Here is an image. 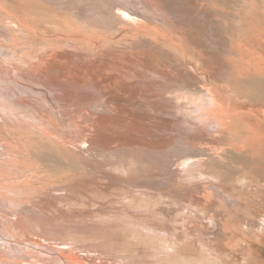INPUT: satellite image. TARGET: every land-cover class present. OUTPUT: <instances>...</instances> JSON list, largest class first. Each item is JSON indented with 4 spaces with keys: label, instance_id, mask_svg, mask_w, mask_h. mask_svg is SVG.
<instances>
[{
    "label": "rangeland",
    "instance_id": "1",
    "mask_svg": "<svg viewBox=\"0 0 264 264\" xmlns=\"http://www.w3.org/2000/svg\"><path fill=\"white\" fill-rule=\"evenodd\" d=\"M0 4L3 6L2 9H5L0 13V70L2 69L4 73L8 71L10 74L16 72V81L26 86L27 82L33 83L35 75L47 71L49 81L52 85L55 84L53 92L57 100L54 102L56 104L50 108L46 97L42 95L23 96L22 99L24 97L27 99L24 104L26 108H20L19 114L17 111L21 106L17 105L19 106L17 108L16 105L0 101V106L5 109V114L0 113L1 148L6 144L13 148H38L37 134L59 139L45 125L55 126L54 128L58 131L75 129L76 136L73 139L87 146L86 140L90 138L89 135L92 132L90 125L98 113L102 111L115 113L126 122L131 118V115H127L128 113L142 115V120L145 119L144 122L149 130L152 132L161 130L164 134L167 132L165 138L168 141L160 146L158 144L152 147L153 144L149 146L150 140L148 143L139 140L141 145L135 146L140 149L142 144H146L153 151L172 147L180 153L176 163L161 168L158 166L156 169L150 168L148 163L144 165L143 162V166L147 168L144 172L158 179L157 184H162L161 187L164 188L148 191L155 196L159 194L158 197H153L154 200L156 198L155 201L147 200L150 203L149 206L151 209L158 206V208H166L167 213L164 211V218L160 221L164 226L167 225L166 227L174 226L175 228L169 231V234L173 232L170 238L169 236L157 238L155 235L149 236L152 232L146 233V229L137 227L139 229L137 233L128 234L127 241L131 243L128 242L131 248L136 250L137 247L142 246L144 249L146 245L153 247H150V250H154L157 247L159 251H163L160 255L170 253L173 258L184 257L183 259L191 264H196V261L197 264H208L210 260H215L217 264H248L251 250L247 243L252 248L264 250V219L261 220L264 218V201H262L264 196L252 195L256 191L255 187L245 189V186L241 188L239 186L228 192L225 191L226 185L219 186L220 178L213 179L214 171L209 166H216L215 164L222 160L217 155L224 157V154H226L225 161L232 162L230 164L235 166L238 162L236 153L229 149L246 148L238 143L239 139H244L246 136L257 138L264 133V127L253 125L256 113L249 111L252 108L249 103L259 102L262 104L258 106L261 115L264 113V0H1ZM3 30H7L9 34ZM9 42H14L17 51L13 50ZM25 54L26 57H24ZM46 65H52L49 66L51 69H48ZM77 69L79 73L74 72ZM44 75L47 78L46 73ZM50 75L53 77L51 78ZM53 78L56 79L52 80ZM59 94L72 100L69 99V101L65 97L63 99V96L60 97ZM49 96H52L51 93ZM42 97L43 99H40ZM58 100L62 101L61 104ZM236 100L248 103L245 105L246 109L236 108L239 105ZM29 105L34 106L35 109L32 111L33 107L30 108ZM8 106L14 108L16 113L7 111ZM70 106L72 107L69 108ZM91 106L96 107L91 108ZM46 107L49 112L44 110ZM98 107L102 109L99 110ZM39 108L45 115L41 116V112L40 115L38 114ZM254 108L257 107L252 109ZM15 114L18 115L17 118L14 117ZM19 115L22 116L21 119ZM34 115L36 117L39 115L38 122H28L27 118ZM173 115L181 117L180 121L166 122ZM206 117L219 122H225L227 119L228 121L237 120L231 125V127L234 126L233 129L228 127L226 128L228 131L225 130L224 134L221 133L218 136L215 135L216 131L209 130L204 124ZM42 127L44 132L41 130ZM234 132H237L239 137ZM170 139L174 140L173 144ZM113 143L110 144L111 147H121L119 142ZM260 147L264 148V146H254V148ZM47 148H55V146L49 144ZM189 155L195 159L201 158L200 161L203 159L201 162L206 164L205 166L208 165V168H202L201 172L195 171L200 175L195 176L196 178L186 181L185 177L184 180L181 177V181L178 176L183 168H180L178 163L187 158L191 159ZM96 166L100 168L95 167L93 171L89 170L88 175L89 177L93 176L90 173L96 175V178L93 177L96 184L99 182L102 187L100 189L107 191V195L102 194L104 192L99 193L101 203H107L111 197L123 198L119 199L122 203L131 200L130 197L126 198L130 196V193L114 188L112 190V187L105 186V183L110 181L104 177L105 171L117 177L120 175L125 177L124 173L114 172L107 166ZM235 174L236 177L240 174L244 175L232 170L230 176L233 177ZM137 175L140 174L137 173ZM164 177L166 179H163ZM258 179L262 178L256 173L255 178L248 180V184L254 185ZM15 181L27 186L32 183L26 182L24 178H18ZM101 182L102 184L104 182L103 186L106 190ZM177 182H189L191 185L182 186L183 190L173 188L172 185H177ZM99 183L98 187H100ZM201 183H206L200 186L203 191L205 189L210 194L212 200L201 201L199 205L192 206L191 203L195 202L192 195H198L193 186ZM140 190L145 191L143 188ZM170 191L171 193L179 191L182 197L178 203L190 210H195L196 213L188 214L184 209H180L173 199L167 197ZM161 193L167 195L162 197ZM69 196L72 197H70L71 201L68 197L64 201L55 202L58 209L78 212L75 214L70 212L73 220L70 218L72 223H68L67 226H74L77 221L89 217L90 213L86 212L98 209V205L88 200L85 195L73 193ZM162 201L166 204L163 205ZM199 207L202 209L197 211ZM198 216H204V218ZM213 216L219 219L217 227L211 223ZM176 219L177 221L174 222ZM251 221L254 223L252 224ZM256 224L259 226L257 227ZM226 225L229 230L227 233L223 232ZM134 234L137 235L134 236ZM235 234L237 239L244 238L245 245L236 246L233 239ZM22 237L24 236H20ZM226 244L234 246L233 249H228ZM32 245L25 243L22 248L37 250L36 252L41 253L42 243L37 242L36 245ZM243 247L245 250L242 249ZM64 249H66L65 253L70 250L79 258L84 256L81 252L71 250L69 246ZM134 250L131 255L130 252L128 254L135 255L138 250L133 253ZM121 254L122 257L128 256V254ZM136 258L139 259V257ZM126 261V258L116 259L118 264H127ZM94 263L104 264L99 259Z\"/></svg>",
    "mask_w": 264,
    "mask_h": 264
},
{
    "label": "bare ground",
    "instance_id": "2",
    "mask_svg": "<svg viewBox=\"0 0 264 264\" xmlns=\"http://www.w3.org/2000/svg\"><path fill=\"white\" fill-rule=\"evenodd\" d=\"M0 2H1V0H0ZM2 8H3V6L0 4V13L2 12V10H5ZM0 22H1V20H0ZM11 23L12 22H10V24ZM0 27H1V25H0ZM4 28H6V27H4ZM6 31L7 30H5L4 32H6ZM19 31H20V29H19ZM7 34H9V32ZM15 34H14V36H15ZM11 38H12V36H11ZM11 38H9V40H11ZM7 41H8V38H7ZM9 43H11V42H9ZM11 46H12L13 50L17 51L16 45L14 44V42L11 43ZM11 51H12V49H11ZM24 57H26V54ZM51 61H52V59H51ZM51 61H49V62H51ZM91 63H93V62H91ZM21 66H22V64H21ZM49 66H52V65L47 66L48 69H51V67L49 68ZM40 69L42 70V68H40ZM48 69H46V70H48ZM1 70H0V101L2 103L4 102V103H6V104L8 103L10 105L11 104L16 105V107H17V105L21 106V107L18 106L19 108L17 107L18 108L17 113L19 112V110H21L20 108H26L24 106V104L26 103L27 99L25 97L22 99L23 96L37 97L39 95H42V96L46 97L47 102H49L48 107L51 108V106L53 104H56L54 102L57 100H55V98H54L55 93L53 92V88H55V86L53 87V85H55V84L52 85V82L49 81L50 79L48 78V75H47L48 72L47 71L46 72L44 71L47 75V78H45L46 77L44 75L45 73L37 74V76L35 75L33 78L35 80H39V81L36 82L35 80L32 79L33 83L27 82L28 85L26 86L24 83L20 82L23 84V85H20L19 82L16 81V79H17L16 72L12 71L13 74H10L8 71L4 73ZM19 70H20V68H19ZM20 72H22V71H20ZM74 72L79 73L78 69H77V71L74 70ZM37 73H38V71H37ZM93 73H94V71H93ZM20 75H21V73H20ZM50 77L52 78L53 75H50ZM55 79L56 78H53L52 80H55ZM29 80H30V77H29ZM38 82H40V84H36ZM192 84L194 85V83H192ZM57 92H58V89H57ZM50 93L52 96H49ZM59 96L62 97L63 95L59 94ZM50 97H51V99H50ZM64 97H65V95L63 96V99H64ZM40 99H43V97ZM66 99L69 100L71 98H69V99L66 98ZM58 102L60 103L62 101L58 100ZM66 102H68V101H66ZM42 103H43V101H42ZM236 103L239 104L238 106H236V108L241 107L242 109H244L245 105L248 104L244 101L238 102L237 100H236ZM65 105H67V104L65 103ZM65 105H63V106L65 107ZM113 105H115V104H113ZM151 105L152 104H150V106ZM249 105L252 108L257 107L254 109H252V108L249 109V111H252L253 114L256 113V115H257L255 122L252 121L253 125H255V127H257V126L264 127V113L261 115V110L258 107L262 104H260L259 102H254V103L251 102V103H249ZM46 106H47V104H46ZM60 106H62V105H60ZM150 106L148 108H150ZM2 107L0 106V113H4V111H5V109ZM31 107H33L32 108V111H33L35 109L34 106H30V108ZM64 107H62V108L65 110ZM67 107L68 106H66V108ZM71 107L72 106H70L69 108H71ZM92 107H96V106H91V108ZM30 108L28 107V109H30ZM41 108H44V107L41 106ZM62 108H61V110H62ZM98 109H99V107H98ZM98 109H97V111H98ZM101 109H99V110H101ZM15 110H17V109H15ZM44 110L48 111V108L46 107V109H44ZM7 111H10V112L13 111V113L15 112L14 108H12V107H9ZM22 111L20 113H22ZM52 111H53V108H52ZM159 111H161V110H159ZM209 111H211V110H209ZM209 111L207 113H209ZM40 112H41V109L38 113L39 115H40ZM128 112H129V110H128ZM13 113H11V114H13ZM136 113H137V111H136ZM167 113L169 114V112H167ZM125 114H127V113H125ZM42 115H45V114L42 113L41 116ZM127 115H131L130 116L131 118H129L130 121H128V122L122 120V118L115 113H110V112H105V111L98 113L95 116V118L93 119V123L91 122L92 124L90 125V131H92V132L89 135L90 138L88 140H86L87 146H84L85 145L84 143L80 144V143L76 142V139L75 140L73 139L76 136V133H74L75 129L69 130L70 129L69 128V129H64L66 131H61V130L58 131L54 128L55 126L53 127L52 125H45V127L50 128L51 132L53 134H56L57 138H59V139L48 137V136H43L41 134L39 135L36 133L38 135V138H36V139H38L37 143H39V145L37 144L38 148H13V147H11V145H7L6 143H5L6 145H4V147H6V148L0 147V264H95L94 262L97 261L98 259L101 260L104 264H118L116 262V259L118 260V259H125V258L127 259V261H126L127 264H191L188 260L183 259L184 257L183 258H179V257L173 258L172 257L173 255L170 253H168V254L163 253L162 255H160V252H163V251H159V248H157V247L154 250H150L151 246L149 247V246L145 245V247H144V245H143L144 249L142 248V246H141V248L140 247L138 248L136 246L138 249L135 246H133L136 248V250H134L131 248V245H130L131 243L129 241H127L128 240L127 238L129 237L128 234L129 233H137L138 228L146 229V231H147L146 233H148V231H150V233L152 232V234L151 235L149 234V236L155 235V237H157V238H160V237L163 238L164 236H169V238H170V234H173L172 231H174V230H172L171 231L172 233H170V234H169V231L172 228L174 229L175 227L174 226H170L172 228L166 227L167 225L164 226L162 224V222L160 221L161 219L164 218V211L166 212V208H162V207L158 208L159 206L156 205V206H158L157 208L151 209L150 208L151 206H149L150 203L147 200L150 199L152 201H155L156 198L154 200L153 197H158L159 194H158V196H155L154 193L152 194V193H149L148 191L149 190L155 191V190H159L160 188L161 189H164V188L161 187L162 184H160V183H159L160 185L157 184L158 179L152 177V175H147L146 172H144L145 169H147V168L145 166H143V162H144V165H146V163H148L150 165V168L156 169L157 166L161 168V167H164V166H167L170 164H174L178 161V159L180 157V155H179L180 153H178L176 151V149L172 148V147L167 148V149L165 148L166 150L162 149V150H158V151H155V150L153 151V150L149 149L150 148L149 146H152V144H153L152 147H155V145L159 144V146H160L161 144H164L165 142H167L168 139L165 138V136H166L165 134L167 132L165 134L161 130L156 131V132H152L151 130H149V127L144 122L145 119H144V121L142 120V115L139 116L137 114H132V113H130V114L128 113ZM17 116L15 114L14 117L17 118ZM38 116L36 117L34 115L31 117H28L27 120H28V122H34V121L38 122V119H39ZM169 116H170V114H169ZM258 116L260 118H257ZM21 117L22 116H20V119H21ZM92 117H93V114H92ZM169 118L166 120V122H173V121H178V120L180 121V119H181V117L174 116V115H173V117H171V119H169ZM234 118H236V117H234ZM236 120L228 121V119H227L225 122H219V121L211 119V117L210 118L206 117L204 119V124H206V127L209 130L216 131L215 135H218L221 133L224 134V131L227 130L226 128L231 127V125H233L232 123ZM24 122L26 123L27 121H24ZM233 127H231V129H233ZM251 127H249V128H251ZM41 130L44 132V127H42ZM67 130H69V131H67ZM235 131H236V129H235ZM13 133H15V132H13ZM234 133L236 135H238L237 132H234ZM230 134H232V132ZM11 136H13V135H11ZM228 136L230 137L231 135H228ZM256 136H257V134H256ZM238 137H239V135H238ZM10 138L11 137H9L8 139H10ZM168 138H169V136H168ZM232 139H233V137H232ZM139 140H143L144 143L145 142L148 143V141L150 140L151 143L149 144V146H147L146 144H142L141 148L143 146H144V148L139 149L137 146H135L137 144L141 145V144H139ZM170 140L172 141V139H170ZM173 141H172V144H173ZM30 142H31V140H30ZM113 142H119V144H121V147L120 148H116L115 146L111 147L110 144ZM10 143L11 142H9V144ZM184 143H186V142H184ZM238 143L241 144L242 146H245L246 148H230V149L228 148L229 150H232L236 153L235 157L237 158L238 162H236L235 166L234 165L232 166L230 164L232 162L229 161L230 163H228L225 161L226 160V154H224V157L221 155H217V156L221 157L222 160L218 161V163L215 164L216 166L209 165L211 167V170L214 171V172H212V176L214 177L213 179L220 178L219 186L222 184H225L227 188H225L224 190L227 192L230 189L232 190V188H238L239 186H240V188H241V186H245V189H248V188L250 189V188L255 187L256 191L252 195L257 196V197L264 196V148H262V147L254 148L255 145L256 146H264V133H263V135L261 134V135L257 136V138L255 136H252V137L246 136V138L244 137V139L243 138L239 139ZM33 144H34V142H33ZM49 144H51V146L54 145L55 148H47ZM177 144L179 145V143H176V145ZM113 145H114V143H113ZM234 145H235V143H234ZM41 146L43 148H40ZM184 147H185V145H184ZM183 149L185 150V148H183ZM140 151H142V152H140ZM142 153H144V154H142ZM190 156H191V159L187 158L186 160L178 163L179 167L183 168V170L181 169L182 173L179 174V176H178L179 179H181V181H182L181 177H183V180L185 177V180L187 181V180L194 178L195 176H200L199 173H196L195 171H197V170L200 171L202 168H205V169L208 168V165L205 166L206 164L201 162L203 159L200 161L199 159H201V158L195 159V158H192L193 157L192 155H189V157ZM197 157H199V156H197ZM173 158H174V160H173ZM183 158H184V156H183ZM180 160H181V158H180ZM213 163H215V162H213ZM208 164H209V162H208ZM96 165H100L102 167L107 166L110 169L114 170V172L117 171V172H120L121 174L124 173L125 177H121V175H120V177H117V175L111 176V175H109L110 173L107 174V173H105L106 172L105 171L104 172L105 176L104 175L103 176L106 177L107 179H109L110 181H108L107 179L106 180L108 182H111L112 184L108 183V182L105 183L106 185L104 184V182H103V184L107 188L112 187V190L114 188L115 190H124L127 193H130V196H126V198L130 197L131 200L122 203V202H120V200H122L123 198L114 199L111 197L107 201V203H101V201H99V200H101V198L99 196L101 194H99V193L104 192L102 194L107 195L106 194L107 191L105 192L102 189H100L102 187H101L99 182L98 183H99L100 187L97 186L98 183L96 184L95 179L93 178L96 175H94L93 173H90L91 175H93L92 177H89V175H88L89 170L95 169V167H99ZM212 166H214V167H212ZM112 170H110V171H112ZM152 170H154V169H152ZM232 170H235V172L237 171V172L242 173L244 175L240 174V176L236 177V174H235L232 177V176H230ZM100 171H101V169H100ZM96 172L100 173L98 171H96ZM137 173H139L140 175H137ZM256 173L260 174L262 179H258L257 181H255L254 185L248 184V180H250L251 178L252 179L255 178ZM100 175H102V173ZM112 175H114V174H112ZM102 177H100V178H102ZM18 178H24V180H26V182H32V183L29 186L20 185L19 182L17 183V181H15V179H18ZM97 178H98V176H97ZM103 179L105 180V178H103ZM163 179H166V178L164 177ZM165 181L166 180H164V182ZM166 183H167V181H166ZM101 184H102V182H101ZM103 184H102V186H103ZM107 184H109V185H107ZM168 184H166V185H168ZM204 184H206V183H201L199 185L193 186V189L195 190L196 194H198V195L197 196H194V194L192 195V198L195 200V202L191 203L192 206L193 205L194 206L199 205L198 203L201 201L212 200V197L209 196L210 194L207 193V191L205 189L203 191V189L201 188L200 185H204ZM209 184L216 186V184H213V183H209ZM189 185H191L189 182H185V183H183V182L178 183L177 182V185H175L176 187L174 185H172V186H173V188L181 189L182 186H189ZM257 185H259L260 187H258ZM126 188H128V189H126ZM142 188L145 189V191L140 190ZM203 188H204V186H203ZM104 189H105V187H104ZM213 189H215V188H213ZM181 190H183V189H181ZM190 190H192V189H190ZM185 191H187V190H185ZM215 191H216V189H215ZM173 192L174 193H171V191H170L168 195L162 194V193L160 195L162 197L167 195V197H170L171 200L173 199L174 202L179 206V208L182 210L184 209V211H186V213H188V214L189 213H192V214L196 213L195 210L194 211H193V209L190 210V209H188V207H185L182 204H179L178 202L181 200L180 197H182V196H180V194L178 193L179 191L178 192L173 191ZM73 193H79V195L80 194L85 195L86 198H88V200H90V201H92L98 205V209H96V211L94 210L92 212H86V213H90L89 217L81 219L80 221H77V224H79L78 226H77V224H75V225L73 224L74 226H67L68 223L71 222L69 219L73 218L70 212L72 211V214H75L78 212L73 211V210H70V212H69V210L64 211V210L58 209L56 207V203L59 201L60 202L64 201L68 197H69L68 199H70L71 196H69V195L73 194ZM190 193L192 194V192H190ZM56 194L58 196H56ZM118 196H119V194H118ZM141 197L146 198V199H143ZM70 201H71V199H70ZM70 201L68 203H70ZM262 201H264V199ZM63 203L64 202H62V204ZM161 203L163 205L166 204L163 201ZM207 203H209V202H207ZM207 203H205V204H207ZM155 204H157V203L155 202ZM64 205H65V203H64ZM88 205H90V204H88ZM201 209H202V207L201 208L199 207L197 211H199ZM69 213L71 216L69 215ZM198 217H200V216H198ZM200 218H204V216L200 217ZM217 218L218 217H214V216L211 218L212 225L216 226V227L218 226L217 220H219ZM263 219L264 218H262L261 220H263ZM171 220L173 221L172 218H171ZM176 221H177V219L174 220V222H176ZM259 222H258V224H259ZM74 223H76V222H74ZM253 223L254 222H252V224ZM258 226L259 225H257V227ZM228 231L229 230H228V227L226 225V228L223 232L227 233ZM22 235L24 237L20 238V236H22ZM135 235H137V234H134V236ZM138 235H140V234L138 233ZM235 236H236V234L234 235L233 239H234L236 246L242 247V244H244L246 241L244 240V238H241L240 236H239L240 238H238V239ZM148 238H150V237H148ZM152 239H153V237H152ZM69 241H71V243H69ZM169 241H170V239H169ZM37 242L42 243V246H41L42 249H40L41 253L36 252L37 250L33 251L30 249L22 248L25 243H31L33 245H36ZM77 243H79V244H77ZM129 245H130V247H129ZM247 245L251 250L250 254H249L250 262H248V264H264V250L259 249V248H252V246L249 245V243H247ZM68 246L70 247L71 250L83 253L84 256L82 258H79L74 253H72V251L70 252V250H67V253H65L66 249H64V248L68 247ZM226 247L228 249L232 250L234 246H232L231 244H226ZM151 248H153V247H151ZM242 249H244V247ZM132 250H134L133 253L138 250L137 253L135 254L138 256H135L133 254H132V256H130L132 253ZM220 251H221V249H220ZM154 252H156L157 254H155ZM121 253H123L125 255L129 253L130 255L128 254V256L122 257ZM217 253H218V251H217ZM139 255H141V256H139ZM101 256H103V258ZM133 256H135V257H133ZM136 257H139V259H137ZM194 263H195V261H194ZM196 264H197V261H196ZM208 264H217V263H215V260H210V262Z\"/></svg>",
    "mask_w": 264,
    "mask_h": 264
}]
</instances>
